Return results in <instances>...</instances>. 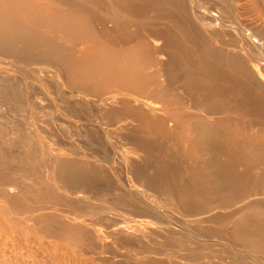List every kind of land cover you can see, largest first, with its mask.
I'll return each mask as SVG.
<instances>
[{
    "label": "bare ground",
    "instance_id": "bare-ground-1",
    "mask_svg": "<svg viewBox=\"0 0 264 264\" xmlns=\"http://www.w3.org/2000/svg\"><path fill=\"white\" fill-rule=\"evenodd\" d=\"M204 2L206 1L205 0H0V53L4 55L9 54V56L11 55V58L12 57L14 58L13 61L15 63L14 65L18 64L21 66H35V69H37L39 72L41 69L40 67L38 68L39 64L44 63L52 67L56 71L55 73L56 76L58 77L59 83H71L78 89H84V91L89 90L92 93H97L98 95L105 94L110 91L113 92L120 91L127 94L128 97H130L131 95L136 96L137 94L141 96L142 92H144L145 90L144 88H146L145 87L146 85L144 86V84L149 82L148 80L150 77L145 72V70H147L145 69L146 58L141 56L143 55L142 54L143 52L140 51L141 49L140 47L143 46V49L147 48L148 42H145L143 39V41L141 42L142 46L140 47L138 45H137L138 47L135 46V44L133 45L131 44L129 46H122V45L127 44V42L130 41L131 39L130 37L131 34L130 35L129 33L128 35L126 34L127 33L126 25L130 22L135 23V21L140 20V17L136 16L135 13L137 12L136 14L142 15V13H144L149 7H151L154 10V14L152 15L153 21H155L156 19H162L163 22L164 21L166 22V25L164 27L159 26L162 28H156L155 26L151 28L147 27V29L144 30L143 35L145 36V38L146 37L149 38L153 36L154 38L161 39L163 42L161 46L162 49H164L165 51H170L171 53L175 52L180 55L178 56L181 57L182 67H184L185 70V75L183 78L184 79L183 83L185 88L188 87L191 90L192 88H194L193 84L195 83H201V86L203 85L202 83H211L214 84L213 86L215 87L216 83L219 84L218 82L219 80L222 83L225 82L230 84L244 83L241 84V92L243 94V97L237 94L239 91L236 93V95L242 97L243 101L241 102H243L244 106L239 107L238 104L236 105L238 106V108L233 106L225 107L221 105L222 101L220 97H223V95L221 93H220L221 95L219 94L220 96L216 94L215 97L217 96L218 97L215 98V100L207 101L210 102L209 104L208 103L205 104L204 102L203 109L205 110L206 113L204 112L205 115L204 116L200 115L198 119L196 115L192 117V115H188L187 113H185L186 110L184 109L182 102L178 100L179 103L181 102V104H178V101L176 99L175 100L177 102L175 101L174 103H171L170 106L169 105L170 100L167 101V99L163 96L164 97L163 103L161 104L162 108H158L156 105L154 106L152 103H150V101L148 102L144 101L143 98L145 96L142 98L143 100H139V99L132 100L138 103L137 105L139 106V109L142 110L140 111L141 113L143 112V114L145 115L147 114V116L149 114L152 117L154 116L153 118H148L150 116L146 118L145 115L142 114V118H138L136 116L137 112H135V118L132 119L137 121V124L135 123L136 127L138 126L139 129H141L142 132L144 133L159 135L162 136L163 138L166 137L173 139L178 144L181 143L182 145L180 149L178 148V144L175 147L174 145L171 144L174 147L171 151H176V153L178 152L180 155H182L183 159H186L187 161L186 164L185 163H184L185 165L181 164V166H183L184 173L185 174L187 173V175H190V177L198 176V179L200 180L201 178V181L204 180L202 182L203 183L202 185H204L203 187L211 186V188H216V192H218L217 197H219V199H220L219 196L220 193H223L220 191L221 189H225V190L228 189L227 191L229 192L239 191V187L236 186L237 182L233 181L236 184L234 183L235 185L229 187L228 186L229 184L222 180L221 173H223L224 175V172H222L223 169H221V167L223 166L224 162L227 164L228 162L226 161H230L229 163H231L233 169L235 167H240V165H243L246 171H249L254 174L255 176L254 181L251 182L252 187L251 186L247 187V189L244 188V190L250 191V194L248 192L245 193L249 194L247 198L252 197V200L249 198V200L251 201L245 203L244 206L242 205V202H244L245 200L241 198L243 195L239 196V198L244 201L239 203L241 200L239 202H237L239 199L235 201L238 197L237 198L235 197L234 200V197L233 198L229 197V194H228L229 198L227 197V195L224 196L226 194L225 192L224 195L221 194L222 195L221 198L227 197L229 200L231 199L232 201L234 200L236 202L235 204L239 203L243 206V208L240 209V211L238 212L236 208L239 206V204L238 206H235V204H233L234 206H231L236 210L235 212L238 214L237 217L235 216L233 217L231 214L230 219L232 220L227 219L230 216L229 213L230 211H228L227 212L228 216L225 219H222V221H219L220 220L219 219L218 220L219 222L216 223L215 220L217 221V218L225 217V216L218 217L216 214L217 217L214 218L215 220L213 222H215L218 226L216 227L211 226V227H213L216 231L219 230L217 231L219 232V234L223 232L225 235V241L217 243L216 241L211 240L209 238H203L202 235L194 233L190 230L184 229L186 231H183L180 229L181 227L180 228L174 227L172 221H162L154 217H152L151 219L150 218L151 216L149 217L150 219H147L144 213H143L145 215L144 219H142L140 215V218L138 217V219L134 220L132 219L133 217L131 219H128L130 217L128 216L127 218L126 215H124V213L119 214V213L107 211L108 209L107 210L105 209L100 213L101 221L106 222L105 224L108 225L107 227L106 225L103 227L107 229H105L104 231L105 236H102L95 229L96 221L93 222L92 220L91 222L88 217L87 218L89 221H86L87 219H83L82 217L81 219L78 217L79 215L77 216L78 213L77 214L73 213L75 215L74 217L73 215H71L72 217H67V215L70 213L67 214L65 212L67 214L65 215L64 213L65 210L63 208L64 206H66L65 203L62 206L64 211L62 210L63 212H61V214L50 211L48 210V208L47 210L43 208L46 207L43 204L47 203L46 205L48 204L50 205L52 202L51 200H53L52 204L54 207L55 206L59 207L60 206L59 203H63L59 200L60 199L59 194L66 195V198L68 196V198L70 197V199H74L77 201L85 200L88 194L92 191L91 188L93 186L92 185L93 183L90 180L91 178L90 179L83 178V177H79L77 175L78 173L77 174L71 173L70 171L72 169L71 167L78 166V164L76 165V163L74 162H66L68 160L66 161L62 160L63 159L62 155L54 154L55 160H53L52 162V166H51L52 168L50 169L49 174L47 172L48 177H46V179L44 178L43 180L41 177H44L45 175L40 176L38 171L39 165L37 164L38 161L36 160L37 159L35 156L36 154L34 153L33 156L27 155L26 157L25 155L24 161H21L23 162L22 167L19 168V170L16 169V171L12 172V175L6 177L1 174L2 172L0 173V264H87L88 258L85 257L87 259L86 262L83 261V257L82 258L80 257V259H82V261H80V259L78 258L80 255L77 254V251L80 250L84 251V248L88 247L90 251L95 250L96 248L97 249L100 248L102 252L103 248H105L108 242H114L115 244L117 243L119 248L120 246L121 248L126 247L127 249L140 252V254H144V253L148 254L150 252L143 250L141 244L143 243L152 244L153 242L152 240H154L155 235H158L160 232L167 237L166 242L170 240V244L171 242L173 243L175 242V244L179 243V244L190 245V241L197 243L200 242L207 243L211 241L213 242V244H218V245L220 244L222 247H224V249L227 250V251L225 250L226 251L225 254L228 256L233 254V252H231L232 251L231 242L235 240L236 243H239L240 246L243 248L242 250H240L241 248H239L241 254H239L240 255L239 256L237 253L236 256V257H240L238 264H245V260H248V256L246 254L249 253V251H250L249 254H251L252 252V255L253 252L258 250L264 252V40H262L263 43L260 44L261 43L260 38L257 39L256 37L250 35L251 33L249 34L247 31H245L244 28H242L244 27L243 25L242 27L239 25H238L239 27H236L237 24L232 25L231 21H229L228 19H227L228 21L227 20L225 21V16H227L226 11L222 12V10L220 11L218 9L217 6L218 5L220 6V4L216 6L214 2V5L212 4L210 6H206L205 4L207 3ZM244 2H247V4L251 6L250 7L251 11H253L264 23V0H245ZM187 3L190 4V6H193L194 8V10H191V14L192 17L194 18V21L197 22L199 26H202L206 30H209L206 33L210 34L212 40L214 38L215 39L214 41H216L219 39V37H223L221 36V33L223 32L220 31L225 30V31L234 32L233 34H235V36L237 35L236 37L239 36L240 39L238 40L242 42L243 46L246 45L247 40L251 41V43L254 44L253 47L256 48V53L252 58L248 57L247 64H244L242 60L238 59V57L234 55L222 54L221 47H220L221 51H219L220 49L218 50L217 48H216L217 50L216 49L214 50L213 48H212L213 50L210 48L208 49V47L205 46V42H208L209 41L208 38L210 37L207 36L208 41L205 42H203L205 38L204 40L202 38H199L201 39V41L198 39V37H202V36H199L196 33V31H195L196 34H194L195 29L192 27V25L189 22ZM224 10L225 9H223V11ZM221 12L224 13L225 15H223ZM176 15H178V18L176 17ZM222 15L224 16L223 18ZM107 21L112 22L113 33L110 31L108 32L104 26V23ZM97 22L99 25H101V27L103 28V30L107 35L108 34L110 35L111 33L112 35L114 34L113 35L114 38L111 35H110V39H103L104 37L101 38V36L99 35L100 33L96 31L97 29H95ZM217 30H219L218 32L220 33V36L215 34ZM134 32L135 31H133V33ZM262 38L264 39V37ZM58 40H66V41L68 40L70 41V43L76 45L79 42L90 41L89 43L90 45L86 46L83 49L82 53L79 51L81 54L78 55V57H72L74 56V54L72 55L71 53L70 54L65 53L64 49L58 44ZM115 40L119 42V44H122L119 48L115 47L116 45ZM141 40L142 39L138 40V43ZM114 42L115 44H113ZM230 43L227 45L235 46L233 42H232L233 44ZM257 44L259 45L255 47ZM196 52L201 54V57L199 58L198 61L203 66V72L202 75L200 74L194 76L192 74L191 66L193 62V55ZM4 55H2V57ZM168 55H173V54H169L168 52ZM169 59H173V57ZM176 60L174 59V61ZM0 63L7 64L8 62L0 58ZM181 63L179 62L180 65ZM221 65H223L222 67H224L223 69L225 70H223L220 67ZM150 76L152 77V80L156 78L155 73H153V75ZM237 76L238 78L240 77L242 81L241 80L239 81L237 79ZM170 78H172L171 75ZM207 78H210L211 80H207ZM213 86L210 87L207 86L203 88L201 87V91H204L201 92L202 95H205L206 94L205 92L208 93L211 91L213 92V90H217L216 88L218 87L213 89L214 88ZM210 88H212L213 90ZM235 88L238 89L239 87L235 86ZM160 90H163V87L162 89H160L159 85L157 84L156 89L155 90L153 89L152 91L154 95H156L157 97H161L162 94L164 93V90L163 91ZM223 92H226V90H224ZM215 93H217V91H215ZM227 93L225 97H227ZM168 96L167 98L169 99L170 97ZM136 97L139 96L137 95ZM145 98L147 99L148 97ZM161 99L159 98V100ZM164 99H166L165 104H164ZM227 99L228 98H226V100ZM230 99L232 100L233 98L231 97ZM124 100H118L117 97L113 95L103 98H98L97 100L98 104L104 106L102 107L103 110L101 109L102 111H100L102 114V118L111 121L113 119H116V117H118L121 114L124 108L129 109V105L132 106L130 104L131 102L129 103L128 100L127 101ZM223 103H225V101ZM229 105H231V103H229ZM197 107L202 109L200 105ZM242 108H246L247 110L251 109L250 112L252 113L251 116L248 118L246 116V119H244L245 118L244 116L243 118L241 117L242 119H236V121H232L230 119L229 114H233V112L236 113V117H238L239 115L240 116H243L244 114L246 115L247 112L244 113L243 115H241L242 113L240 114L239 110L242 111ZM139 109L135 108L134 111L135 110L137 111ZM218 110H221L222 113L225 114V116L222 114L223 118L221 120L210 119L209 118L210 115L213 112L215 114V112H217ZM236 110L239 112L238 116ZM70 114L72 115V113ZM216 115H218V113ZM212 118L214 119V117ZM227 120L231 121L232 123H228ZM169 126L170 129L168 128ZM135 132H137V130H135ZM138 134L142 135L141 131L137 132V136L140 137V135ZM144 135L145 134L142 135L143 138ZM148 136H146L147 139ZM139 137L137 139H139ZM142 140L144 141V139ZM159 140L160 141L162 140L161 137ZM165 140L166 139H164V141ZM27 141L24 142H26V144L28 145L29 142ZM152 141L153 139H151L149 142L153 144L154 142L152 143ZM157 141L158 140L156 139V142ZM139 142L142 141L140 140ZM213 142H218L221 145L222 144L226 145L227 148L217 147L216 149H213L211 147V144ZM140 144L138 143V140L135 141V144L133 143V145L131 146V151H133V153L135 152V154H137L139 150L143 151L142 150L143 144L142 146ZM146 145L147 146H145L144 144L145 148L146 147L148 148V146H150V143L148 144L146 142ZM23 149H25L26 152L28 151L27 154L29 153V148H23ZM50 151L52 152V150ZM50 151L48 152L47 150V152L50 154L48 155L53 156V154ZM158 151L160 150L158 149ZM139 153L141 152L139 151ZM144 153L141 154L144 155ZM31 154L32 151L31 153H29V155ZM225 155H229L228 160L221 162L222 165H219L220 162L219 160H222V157ZM61 157L62 159H59ZM183 159H181L182 162L184 161ZM69 160H73V159H69ZM1 161L2 160L0 158V162ZM176 168L177 167L175 166V169L173 170L177 171L178 169ZM229 168L232 170L231 167ZM142 169L134 168L132 165L131 167L129 166L128 173H131L132 171L135 172V178H133L135 179V181L129 179V183H128L129 188L130 189L132 188L133 190H135L136 192L140 193L142 196L147 198H149V194L151 193L155 194L153 197H159V198L163 197L166 201L170 203L172 208H174L181 217L189 216L186 212L187 209L186 207L189 206L188 197L193 191L191 190L192 192L189 194L188 193L189 190H188L185 191L184 194V189L182 187L186 184V182L185 183L183 182V185L179 186L180 183H178V180L177 182L173 180L177 183V186H175L176 184L172 181L173 184H175L174 185L175 190L177 187H179L177 188L178 190H176V192L173 193L174 188L169 187L170 185L171 186L173 185L172 182H170L172 178H170L171 180L169 179L170 180L169 183H171L169 186L165 184L166 182L164 183V185L163 184L160 185L159 182H156L155 178H152L151 175L145 174L144 173L145 170L143 171ZM223 171H226V169L224 168ZM228 171L229 170H227L226 172L230 173ZM146 172L149 173L148 170ZM179 172H181V170ZM171 173H173L172 175H174V173L176 175L178 174L175 171L174 172L172 171ZM182 173L183 172H181V175L184 176V174ZM233 174L234 173H232V175ZM237 174L238 173H236V175ZM187 175H185L186 178ZM167 177L170 176L167 175ZM167 177L164 179L167 180ZM178 177L176 176V178ZM191 178H189L190 181L193 179ZM231 180L234 179L232 178ZM193 181L195 180H192V182ZM196 182H197V178H196ZM224 182L228 184L227 188L226 187L223 188L224 186H226ZM246 183H247L246 185L248 186L250 181H247ZM191 184L195 185L194 182L193 183L190 182L189 184L186 185L191 186ZM244 186L245 185L243 183L242 188ZM187 187L185 188L189 189ZM190 189H194V187ZM205 190H207V188H205ZM148 191L149 192L151 191V193H149ZM178 192L182 193L183 195L177 194ZM186 192L188 196L186 195ZM93 193H94V189H93ZM202 193L205 194V192L203 191L201 192V194ZM213 193H215V191ZM239 193L237 192V194ZM90 195L88 197H90ZM192 195H194V193H192ZM153 197L152 200H154ZM193 197L195 198V195ZM204 197L207 196L204 195ZM208 197H211V195H209ZM208 197H207L208 201L207 200L205 201L211 203L210 201L212 200L210 199L209 201ZM159 198L157 199L158 202H159ZM228 199H226L227 201L226 203H229ZM54 200H57L56 202L60 201L58 203L59 205H55L57 203L55 202L54 204ZM66 200L64 199V202ZM196 200L197 199L195 198V201ZM202 201L203 200H201V202ZM137 203L140 202L137 201ZM137 203L135 201L134 205L129 204V206L131 205L130 206L131 208H133L134 206L135 209H138L140 208V206L143 205V202L140 203L141 205ZM159 203L161 204L163 202L160 201ZM68 204H71V202H69ZM218 204L219 207H223L224 202L221 201L218 202ZM49 205L47 207H49ZM75 205L76 204H74L73 206ZM80 206L81 205H79V207ZM152 206L148 207L146 205V207L150 209L157 208L156 205H154L156 208ZM212 206L213 205H211V207ZM146 207L143 206L142 210L148 211L149 209L146 210ZM214 207L219 208L213 206V208ZM213 208H211V210ZM55 209L58 211L59 208L57 209V207H55ZM90 210L93 212V210L95 209L92 210L91 208ZM140 210L141 209H139V212L142 211ZM220 214L222 215L221 212ZM65 216L67 218H65ZM226 219L229 222H225ZM210 220H211V216H210ZM212 231H210V233ZM216 231L214 232L216 233ZM181 234L184 236L183 238L179 236ZM222 235L223 234H221V236ZM48 239L51 240L49 241ZM56 240H59L60 244L54 243L56 242ZM168 245L166 246V248H169ZM176 246L174 245V247ZM150 247L151 246L147 247L148 248L147 250H149ZM152 249L153 250L150 249L151 254L154 251V248ZM105 251L108 252L109 250L106 249ZM190 251L193 250L190 249ZM191 253L196 255V257L195 256L194 257L197 258L198 253L197 254L193 252ZM92 257L94 258V256ZM199 257L200 256L198 254V258ZM214 257H218V256H214ZM92 260H89V262L91 261L92 263L93 262ZM215 262L213 261V263Z\"/></svg>",
    "mask_w": 264,
    "mask_h": 264
},
{
    "label": "rangeland",
    "instance_id": "rangeland-1",
    "mask_svg": "<svg viewBox=\"0 0 264 264\" xmlns=\"http://www.w3.org/2000/svg\"><path fill=\"white\" fill-rule=\"evenodd\" d=\"M205 1L206 2H204V3H207V4H205L206 6H210L212 4L214 5V2H215L216 6L218 4H220L221 7L218 5L217 6L218 9L220 11L222 10V12L226 11L227 16H225V21L228 19L229 21H231L232 25L237 24L236 27H239V26L242 27V25H243L244 27H242V28H244L245 31H247L249 34L251 33L250 35L256 37L257 39L260 38V41H261L260 44L263 43L262 40H264V39L262 37H264L263 36L264 35V29H263L264 23L253 11H251V9H250L251 6L248 5L247 2H244L245 0H205ZM223 9H225V10L223 11ZM187 10H188L189 22L192 25V27L195 29L194 34L197 33L199 36H202V37H198V36H196V37H198V39L202 38L203 40L205 38V40L203 42L208 41L207 38L210 37V34H208L206 32H208L209 30H206L202 26H199V24L194 21V18L192 17V14H191V10H194L193 6H190V4L187 3ZM136 13H135V15L139 16L140 20L135 21V23L130 22L126 25V32H127L126 34L127 35H128V33H129V35L131 34L130 35L131 39H130V41L127 42L128 45L127 44H124V45L119 44V42H117L115 40V42H116L115 47L119 48L121 45L122 46H129L131 44L132 45L135 44V46L138 45L140 47V46H142L141 42L143 41V39L145 42H148V44H147L148 47L146 46L147 48L144 47L145 49H143V46H142V47H140L141 49L140 48L139 49H140V51L143 52V53L140 52L143 54L141 56L146 58L145 59V61H146L145 69H147V70H145V72L150 77L148 81L152 82L153 84L149 83V82H147L148 84L147 83L144 84V86L146 85L145 86L146 88H144L145 90L143 89L144 90V92H142L143 96H142V94L140 96L139 94L135 93L139 97H136L137 95L136 96L131 95L130 97H128L127 94H125L124 92H120V91L119 92L118 91H114V92L110 91L108 93L99 94V95L97 93H92L89 90L84 91V89H78L71 83H59L58 77L56 76V73H55L56 71L52 67H50L44 63L39 64L38 68L39 67L41 68L40 72H39L37 69H35V66H21L18 64L14 65L15 64L13 62L14 58L13 57L11 58V55L9 56V54L4 55V54L0 53L1 54L0 58L5 60L6 62H8L7 64L6 63H0V158L2 160L0 162V173L2 172L1 174L6 176V177L12 175V172L16 171V169L19 170V168L22 167L23 162H21V161H24L25 155H26V157H27V155L33 156L35 153L36 154L35 156L37 158L36 160L38 161L37 164L39 165V166L37 165L39 168L38 171H39L40 176L45 175L44 177H41L44 180V178L46 179V177H48L47 172L49 174V171L52 168L51 167L52 162H53V160H55L54 154H59V155H62V157H63V159H62V157L59 159H62L65 161L68 160L66 162H74V163H76V165L78 164V166L71 167L73 169V170L72 169L70 170L71 173H73V174L78 173L77 175L79 177L88 178V179L91 178L90 180L92 181L93 186L91 188L92 191L88 194V196L91 194L90 197H92V198L87 196L85 198V200L77 201L74 199H70V197L68 198V196L66 198V195L59 194V197H60L59 200L63 203H59L60 201L56 202L57 200H54V204H55V202L57 203L55 205L60 204L59 207L58 206H55V207H57V209L59 208L61 211L59 209H58V211L55 209V207L52 204L53 200H51L52 202L50 201L51 202L50 205L48 204L49 207H47L48 206V205H46L47 203L43 204L46 206V207H43L46 210L48 208V210L53 211L55 213H59V214H61V212H63L65 210L64 213L65 212L67 214L70 213L68 215L65 213V215H67V217H72L71 215H73V217H74L75 215L73 213H75V214L78 213L77 216L79 215L78 216L79 218L82 217L83 219H87L86 221L90 220L91 222H92V220H93V222L96 221V225H95L96 228L95 227L94 228L102 236H105L104 231L107 228H103L106 225L105 224L106 222L101 221L100 213L102 211H104L105 209L106 210L108 209L107 211H111V212H115V213H119V214L124 213V215H126L127 218H128V216L130 217L128 219H131L133 217L132 219L135 220V219H138V217L140 218V215H141V218L144 219L145 215H146L147 219H150V218L152 219V217H154V218H157V219L162 220V221H172V224L174 227H177V228L181 227L180 229L183 231L190 230L194 233L202 235L203 238H209L211 240L216 241L217 243L224 242L225 241L224 233L223 232L221 233V231H220V233L223 234L222 235L223 237H222L221 234H219V232H217L219 230L216 231L211 226H215V227L218 226L216 223L219 221H222V219H225L228 216V213H227L228 211H230L229 212L230 216L227 219L232 220V219H230L231 214L233 217L234 216L237 217L238 214L235 211L236 210H237V212L240 211V209L243 208L245 203L252 200V197L247 198V196H249V194H250V191L244 190V188L247 189V187H250L252 185L251 182L254 181V178H255L254 174L249 172V171H246V169H244L245 167H243V165H240V167H235L233 169V167L231 166V163H229L230 161H226V162H228L227 164L224 162L225 160H228L229 155L223 156L222 160H219L220 161L219 165H222L221 162H224L225 163V165L223 163L224 168L226 169V171L229 170L228 172H230V173H227L226 171H223L224 168H223V166L221 167V169H223L222 172H224V175H223V173H221V178L223 181H225L226 183L229 184L228 185L224 182L226 186L223 185L224 186L223 188H225V187L227 188L228 186L230 187L232 185H235L236 184L235 182H237L236 186L239 187V191L241 190L240 191L241 194L239 193V191H236V190H235L236 192H229V191H227L228 189L227 190H225V189L220 190L219 189L221 192H223V193H220V195H219L220 199H219V197H217L218 192H216V188H211L210 185H209L210 187H208V186L203 187L204 185H202L203 184L202 182L204 180L201 181V178L199 180L198 176L197 177L191 176L193 178L192 179L190 177V175H187V173L186 174L184 173L183 166H181V164L182 165L184 163L186 164V162H187L186 159H183L182 155H180L178 152H177L178 153L177 154L176 151H171L178 144L175 140L170 139V138H166V137L163 138L162 136H159V135L144 133V132H142L141 129H139L138 126L136 127L135 123L137 124V121L133 120L135 118V112H137L136 116L138 118H142L143 112L142 113L140 112L142 110L139 109V106L137 105L138 103L136 101H132V100L133 99H139V100L144 99V101H147V102L150 101V103H152L154 106L156 105L158 108H162L161 104L163 103L164 97L167 99V101H169V100L172 101V102L169 101L170 106H171V103H174L176 100L177 101L179 100L182 102V105H183L184 109L186 110L185 113H187L188 115H192V117L196 115L197 119H198V117H200V115L204 116L206 113L205 110L203 109L204 108V102H205V104L206 103L209 104L210 102H207V101L215 100V98H217L221 94L223 95V97H220V99L222 101L221 105H223L225 107L233 106L236 108H238V106L239 107L244 106L243 102H241V101H243L242 100L243 94L241 92V84H244V83H234V84L231 83L230 84V83H225V82L222 83L219 80L218 81L219 84L216 83L215 87L213 86L214 84H211V83H202L203 84L202 86H201V83H195V84H193L194 88H192L191 90L188 87L185 88L184 83H183L185 70H184V67H182L181 57H179L180 55L178 53H175V52L171 53L170 51H165L164 49H162L161 46H162L163 42L161 39L154 38L153 36H151L149 38L148 37L145 38V36L143 35L144 34L143 32L145 29H147V27L151 28V27L155 26L156 28H162L166 25V22L165 21L163 22L162 19H156L155 21H153L152 15L154 14V10L151 7H149L144 13H142V15H138ZM222 14L225 15L224 13H222ZM223 15H222V18L224 17ZM176 17L178 18V15H176ZM240 22H241V24H240ZM104 26L108 32L110 31L113 33L111 21L105 22ZM159 26H162V27H159ZM99 28H101L102 31ZM95 29H97L96 31H98L100 33V34L99 33L98 34L101 36V38L104 37L103 39H110V35L114 38V36H113L114 34L112 35V33H111L110 35L108 34L109 35L108 36L105 33V31L103 30V28L101 27V25L98 24V22H97V25L95 26ZM219 30H217V32L215 34L220 36V33L218 32ZM133 31H135V32L133 33ZM195 31H196V33H195ZM220 32H223V33H221V36H223V37L217 36V37H219L220 40L218 39V40H216L217 41L216 42V41H214L215 40L214 38L212 40L210 37V38H208L209 43L205 42V46L208 47V49L209 48L210 49L213 48L214 50L216 48L218 50L220 49L219 51H221V48H222V51H221L222 54L234 55V56L238 57V59L242 60L244 64H247L248 57L252 58L254 56V54L256 53V48L253 47L254 44H252L251 41L247 40L246 45L243 46L242 42H240V40H238V39H240V37L239 36L236 37L237 35L235 36V34H233L234 32L225 31V30L220 31ZM241 32H243V31H241ZM139 38L142 40L138 43V40H140ZM145 39H147V40H145ZM199 40L201 41V39H199ZM85 42H87V43H85ZM115 42L113 44H115ZM232 42L235 44V46L234 45H232V46L227 45L229 43L233 44ZM89 43H90V41L89 42L83 41V42L77 43V45H76V44L70 43V41H68V40L67 41L66 40H58V44L64 49L65 53H67V54L71 53L72 55L74 54V56L70 55L72 57H78V55H80L82 53L83 49L86 46L90 45ZM222 45H223V47H222ZM258 45L259 44H257L255 47H257ZM240 46H242V47H240ZM241 48H243V49H241ZM71 49H72V52H71ZM68 51H69V53H68ZM168 52H169V54H173L174 56L168 55ZM2 55H4V56L2 57ZM172 57H173V59H169ZM177 57H179V58H177ZM200 57H201V54L198 52L194 53V55H193V62H192L191 67H192V74L194 76L200 75V74L202 75V72H203V66L198 61ZM174 59L175 60L177 59V60L174 61ZM178 61L181 63V65L179 64ZM222 66L223 65H221L220 67L223 69L224 67H222ZM182 68L184 71L182 70ZM223 70H225V69H223ZM153 73H155V77H156L155 79H153L154 81L152 80V77L150 76V75H153ZM170 75L172 78H170ZM238 76H237V79L239 81L240 80L242 81V79H240V77L238 78ZM211 77H212V75H211ZM157 79H158V81H157ZM207 80H211V79L207 78ZM156 83L159 85L160 89H162V87H163L164 93L166 92L165 94L163 93L164 95L161 92V94H162L161 97H157L156 95H154V93L152 91L153 89L154 90L156 89V86H157ZM234 85L236 87H239V88L238 89L235 88ZM207 86H209V87L213 86L214 87V88L212 87L213 89H215L216 87H218V88H216L217 90H213L212 88H210L213 90V92L212 91L208 92V93L205 92L206 94L202 95L201 92H204V91H201V87L203 88V87H207ZM233 86H234V88H233ZM228 87L231 90H229ZM221 88H222V90H221ZM234 89H237V90H234ZM163 90H160V91H163ZM224 90H226V92H223ZM227 90H229V91H227ZM215 91H217V93H215ZM219 91H221V92H219ZM230 92H231V94H230ZM80 93H83V94H80ZM167 93L169 96L167 95ZM212 93L214 96L212 95ZM226 93H227V97H225ZM236 93L238 95H241L242 97L236 95ZM135 94H133V95H135ZM216 94L218 95L217 97H215ZM111 95L117 97L118 100H124V99H125L124 101L128 100L129 103L131 102L130 104L132 106L129 105L130 110L128 108L127 109L124 108V110H122L121 114L118 117H116V119H113L110 121V120H106V119L102 118V114L100 111L103 110L102 107H104V106L99 105L97 100H98V98H103V97H107V96H111ZM170 95H173L174 97L170 96ZM144 96L148 97L147 98L148 100ZM167 96L170 97L171 99L170 98L168 99ZM231 97L233 98L232 99L233 101L230 99ZM159 98L160 99L162 98V99L159 100ZM173 98H174V100H173ZM222 98H224L225 100ZM226 98H228V99L226 100ZM166 99H164V104H165ZM230 100H231V102H230ZM179 101H178V104H181V102L179 103ZM224 101H225V103H223ZM226 102H228V103H226ZM239 102H241V103H239ZM229 103H231V105H229ZM175 104H177V103H175ZM224 104H226V105H224ZM119 105H120V103H119ZM133 105L136 109H139V110L134 111L135 108L133 107ZM199 105H200V107H202V109L197 107ZM236 105H238V106H236ZM131 108H132V110H131ZM245 109L246 108H242V111L239 110L240 114L242 113L241 115H243L244 113L249 112L248 114L246 113V115L244 114L243 116L239 115L240 116L239 117L238 116L239 112L237 111L238 110L237 109L236 112H237L238 117H236V113L233 112V114H229L230 119L232 121H236V119H242L244 116H245L244 119H246V116H247V118L250 117L252 114V113H250L251 109L250 110H247V109L245 110ZM138 112H139V114H138ZM70 113H72V115ZM217 113H218V115H216ZM213 114H214V112L209 117L212 120H219V119L221 120L223 118V115L225 116V114L222 113L221 110H218L217 112H215L214 115ZM143 115H145V114H143ZM232 115H235V116H232ZM148 116H150V117H148ZM148 116H147V114L145 115L146 118L147 117L148 118L154 117V116L152 117L150 114ZM212 117H214V119ZM197 119H195V120H197ZM227 122L232 123L229 120H227ZM136 128H138V129H136ZM168 128L170 129V126ZM134 129L137 130V132L141 131L142 135L145 134L144 138L140 134H138V135H140V137L137 136V132H135ZM148 135H150L151 137ZM146 136H148V139L146 138ZM138 137H139V139H137ZM160 137L163 141L159 140ZM145 138H146V140H145ZM142 139H144V141ZM151 139H153V141H152V143L154 142L153 144H151V142H149ZM156 139L158 140L157 142H156ZM164 139H166V140L164 141ZM133 140H135V141L138 140L139 144L143 142L142 143L143 146H142V144H140L143 147L142 148L143 151H141V150H139V151L142 154L145 151L144 155L139 153V151H138L139 154L138 153L135 154V152L133 153V151H131V146L133 145V143L135 144V141H133ZM140 140L142 142H139ZM171 140H173V141H171ZM24 141L29 142L28 145ZM167 141H168V143H167ZM146 142L148 144L150 143V146H148V148L147 147L145 148V146H147ZM213 143H215V144H213ZM213 143L211 144V147L213 149H216L217 147L227 148L226 145H223V144L221 145L218 142H213ZM144 144H145V146H144ZM171 144L174 145V147ZM179 144H178V148L180 149L182 144L181 143H179ZM156 145H158V146H156ZM25 146H27V147H25ZM154 146H156L158 148H156ZM23 148H29V153H31V151H32V154L31 155H29V153L27 154L28 151L26 152V150ZM49 149L52 150V152ZM158 149L161 152L158 151ZM47 150H48V152L50 151L53 154V156H49L50 154L47 152ZM39 151H40V153H39ZM157 154L159 155V157ZM37 155H39V156H37ZM175 155L177 158L175 157ZM160 156H161V158H160ZM39 157H40V159H39ZM224 157H225V159H224ZM5 158H7V159H5ZM19 159H20V161H19ZM69 159H73V160H69ZM181 159H183L185 162L184 161L182 162ZM11 163H13V164H11ZM2 165H4V166H2ZM131 165L134 168H139V169H142L144 167L145 169L144 168L142 169L143 171L145 170L144 173L147 175H151L152 178H155L156 182H159L160 185H162V184L164 185V183L166 182L165 184L167 186H169L171 184V183H169V181L171 180L170 178H172V180L170 182H172L173 180H175L177 182V180H178V183H180L179 186L183 185V182L184 183L186 182V184H189L190 182L191 183L194 182L195 185L191 184V186H188L185 184L186 186L184 185L182 187L184 189V194H185V191L189 190L190 191V192L188 191L189 194L193 191L192 193H194L195 198L197 199L195 201V198L193 197L194 195H192V193L188 197L189 206L186 207L187 208L186 212L189 216L181 217L177 213V211L174 208H172V206L170 205V203L168 201H166L163 197L162 198L153 197L155 194L154 193L152 194L151 191L150 192L148 191L151 194H149V198H147V197L142 196L140 193L136 192L132 188L130 189L128 186L129 179L132 181H135V179H133V178H135V172L132 171L131 173H128L129 166L131 167ZM170 166L172 169L170 168ZM175 166L177 167L176 169H178L177 171L173 170V169H175ZM13 167H14V169H13ZM229 167H231L232 170ZM2 169H4V170H2ZM146 169L149 171V173L146 172L147 171ZM166 169H167V171H166ZM179 169L181 170V172H183L182 174H184V176L181 175V172H179L180 171ZM170 170H172L173 172L175 171L176 173H178L180 175H178V174L176 175L175 173H174V175H172L173 173H171L172 171H170ZM169 171L171 174L169 173ZM234 171L238 174L236 175V173ZM232 173H234V174L232 175ZM84 175H85V177H84ZM167 175H169L170 177H167ZM185 175H187V178L189 177L195 181L192 182V180L190 181L189 178H188V180H189L188 181ZM176 176L177 177L181 176V177H178L180 180L178 178H176ZM252 176H253V178H252ZM166 177H167V180L164 179ZM224 177H227V178L229 177V178L227 179ZM173 178H176V179H173ZM196 178H197V182H196ZM232 178L234 180H231ZM235 178L237 180L238 179L239 180L237 181ZM241 179L242 180L247 179V180H245V182H244V180L242 181ZM175 181H173V182L176 185L173 184V182H172L173 185L169 186V187L174 188L173 193H175L176 190H178L177 188H179V187H177L175 190L174 185L177 186V183ZM233 181H235V182H233ZM240 181H242L246 187L244 186L242 188L243 183ZM247 181H250L248 186L246 185ZM187 182H189V183H187ZM196 183L200 184V185H197ZM240 184H241V186H240ZM192 186L194 187V189H190V188H193ZM236 186H234V187H236ZM185 187H187L189 189H186ZM173 188H171V189H173ZM205 188H207V190H205ZM93 189H94V193H93ZM213 190L215 191V193H213L214 192ZM202 191L205 192V194L204 193H202V194H204L207 197L209 195H211V197H208V198H209V201H210V199L212 200V201H210L211 203L213 202L212 204L207 202L208 199H207V197H204V195L201 194ZM224 192L226 193L225 195H224ZM237 192L240 195L237 194ZM245 192H248L249 194H247ZM92 193H93L94 197L92 196ZM177 194L181 195L182 193L178 192ZM213 194L215 195V197ZM221 194L224 196L227 195V197L229 194V197H231V198L234 197V200H235V197L236 198L238 197L235 201H237L239 199L237 201V202H239L241 200L239 203H241L242 201L245 200L244 202H242L243 206L239 203L235 204L236 202L234 200H233L234 201L233 202L231 198H230L231 200H229L228 199L229 197L228 198L227 197L221 198V196H222ZM186 195H187V192H186ZM241 195H243L246 198H244L242 196L241 198H243L244 200L240 199L239 196H241ZM156 196H157V194H156ZM124 197H125V199H124ZM152 197L154 200H152ZM158 198H159V202L161 201L165 205L163 203L160 204L157 200ZM249 198L251 200H249ZM64 199L65 200L67 199V200L64 202ZM162 199L165 201H163ZM226 199H228L229 203H226L227 202ZM69 200H71V201H69ZM124 200H125V202H124ZM201 200H203V201L201 202ZM205 200H207V201H205ZM214 200H216V201H214ZM67 201H69V202H71V204L72 203L73 204L72 205L68 204L69 202H67ZM135 201H136V203H137V201L140 203L143 202V205L140 206V208H138V209H135L134 206H133V208H131L130 207L131 205L129 206V204H132L133 202L135 203ZM153 201L154 202L156 201L158 203H156V202L154 203ZM221 201L224 202L223 207H219L218 202H221ZM230 201H231V203H230ZM50 202H48V203H50ZM130 202H132V203H130ZM64 203L66 206L63 207L64 208V210H63L62 206ZM113 203H115V204H113ZM134 203L132 205H134ZM140 203H137V204L141 205ZM74 204H76L78 206H76V205L73 206ZM227 204H229L230 206ZM233 204H235V206H238V204H239V206L237 207L239 209H237L235 207L236 208V210H235L233 207H231V206H234ZM79 205H81V206L79 207ZM114 205H116V206H114ZM146 205L148 207L153 205L152 207H154V208L157 207V208L156 209H153V208L150 209V208L146 207ZM154 205H156V207ZM211 205L219 207V208H215V207L213 208V206L211 207ZM143 206L146 207V210H148V209L149 210L148 211L142 210ZM90 207L92 208V210L93 209H95V210H93V212H92L90 210L91 209ZM103 207H105V208H103ZM52 208H54V209H52ZM211 208H213V209L211 210ZM116 209H118V210H116ZM139 209H141L143 212L141 210H140L141 212H139ZM207 209H208V211H207ZM218 209H221V210H218ZM79 210H81V211H79ZM210 210H211V212H210ZM36 211H38V210H36ZM180 211H182V210H180ZM220 212L222 213V215L220 214ZM216 214L218 217L219 216H221V217L225 216V217L224 218L219 217V218H217V221H216L214 219L217 217ZM225 214H227V215H225ZM137 215H139V216H137ZM210 216H211V220H210ZM67 217L65 216V218H67ZM87 217L89 218V220ZM227 219L225 222H229ZM214 220L216 223L213 222ZM97 221H99V222H97ZM174 223H175V225H174ZM107 226L108 225H106V227ZM205 228H207V229H205ZM184 229H186V230H184ZM212 229H213V231H212ZM208 230H210L212 232L210 233V231H208ZM205 231H208V232H205ZM214 231H216L217 234ZM177 234H180V233H177ZM213 234H216V235H213ZM162 235H164V234H162L161 232L158 235H155L154 240H152L153 241L152 244L151 243L150 244H147V243L141 244V247H143L142 248L143 250L150 252L148 254L147 253L140 254V252L127 249L124 246H122L124 248H121L120 245H119L120 246V248H119L118 244L116 243L117 244L116 245L114 242H108V244L110 246L108 244H106V246H105V248H103L102 252H101L100 248H98V249L96 248L97 250L96 249L91 250L93 252L92 253L88 247H85L84 251H82V250L77 251V254L80 255L78 257L79 259H80V257L81 258L83 257V261L87 260L85 257L88 258V260H87L88 262H89V260L94 259V260H92L93 261L92 263H91V261L89 262L90 264H152V263L153 264H209V263L210 264H235V263L238 264L240 257H236L237 253H238V255L241 254L240 250L243 249L240 246V244L236 243V241L234 240L231 242V247H232L231 252H233V254H231L229 252L231 255L228 256L225 254L227 250L224 249V247H222L220 244L219 245L213 244V242H211V241H209L207 243H201V242L197 243V242L190 241V245L189 244H179L178 242H177L178 244H175V242L174 243L171 242V244H170V240H168V242H166L167 237L165 235L164 236H162ZM179 236L181 238L184 237L182 234ZM222 239H223V241H222ZM48 240L50 241L51 239H48ZM54 243L60 244V241L56 240V242H54ZM111 243H112V245H111ZM114 244L116 245V247ZM166 244L167 245L169 244L168 245L169 248H166V246H167ZM173 244L175 246L176 245L177 246L174 247ZM149 246H151L149 248V250L150 249L153 250L152 248H154V251L152 252V254H151V250L150 251L147 250L148 249L147 247H149ZM171 246H173L174 248ZM239 248H241V249L239 250ZM81 249H83V248H81ZM99 249H100V251H99ZM106 249H108L109 251L106 252L105 251ZM186 249H188V250H186ZM190 249L193 251H190ZM246 251H248V250H246ZM83 252H84V254H83ZM191 252L196 253V254L198 253L200 257L198 258V254H197V258H195L196 255L192 254ZM210 252H212V253H210ZM255 252H253V255H252V252H251V254H249L250 251H249V253L246 254L248 256V260H245V264H264V252L260 251V250L255 251ZM166 255H168L169 257ZM89 256L91 259L89 258ZM92 256H94V258ZM214 256H218V257H214ZM226 256H228V257H226ZM143 257H145V258H143ZM205 257H207V258H205ZM200 258H201V260H200ZM249 258H251V259H249ZM80 261H82V259H80ZM213 261L214 262L217 261V262L213 263ZM88 262H87V264H89Z\"/></svg>",
    "mask_w": 264,
    "mask_h": 264
}]
</instances>
